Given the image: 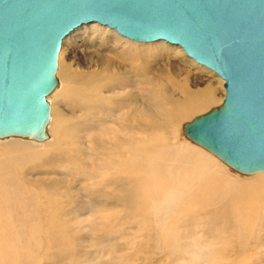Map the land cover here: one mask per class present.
Returning a JSON list of instances; mask_svg holds the SVG:
<instances>
[{"label":"bare ground","instance_id":"6f19581e","mask_svg":"<svg viewBox=\"0 0 264 264\" xmlns=\"http://www.w3.org/2000/svg\"><path fill=\"white\" fill-rule=\"evenodd\" d=\"M91 23L114 29L113 43L101 29L81 68L60 49L47 98L95 113L101 128L80 141L51 105L50 140L0 147V264H264V171L238 175L181 137L226 79L180 45L132 44L143 41ZM195 119L183 128L193 142Z\"/></svg>","mask_w":264,"mask_h":264},{"label":"water","instance_id":"95a60500","mask_svg":"<svg viewBox=\"0 0 264 264\" xmlns=\"http://www.w3.org/2000/svg\"><path fill=\"white\" fill-rule=\"evenodd\" d=\"M93 21L180 45L222 75L223 103L186 133L241 172L264 171V0H0V138L47 137L59 51Z\"/></svg>","mask_w":264,"mask_h":264},{"label":"rangeland","instance_id":"374dc122","mask_svg":"<svg viewBox=\"0 0 264 264\" xmlns=\"http://www.w3.org/2000/svg\"><path fill=\"white\" fill-rule=\"evenodd\" d=\"M101 29H104L106 33L105 32H101ZM114 32H115L114 29H112V28H110L108 26L100 25L99 23H91V24H88V25H83L80 28L76 29L73 33H71L72 35L70 34L66 38L68 42H65V43L63 42L61 51H62L64 46H65L64 49L68 48L70 50L68 55H70V56L67 55L68 57H67L66 61L68 63L73 64L74 66H78L79 68H81L83 66V63H81V62L84 61V59H85L84 56H85V53L87 52L88 48L91 47V46H93V47L94 46H98V45H100L103 42L104 38L101 41L102 33H105V34H103V36L107 40L106 42L112 44L113 43L112 42L113 39L111 37V33H114ZM91 39H92V41H91ZM125 39L130 41V43H132V44H142L143 43L145 45L154 46V45H158V44H162L163 43L162 41H158V42H137V41L131 40L129 38H125ZM164 45H166V43ZM120 46H121V44H120ZM168 48L173 49L175 47L169 46ZM171 49H166L165 50L166 51L165 54H167V53L168 54L176 53V52L172 51ZM61 51H60V53H61ZM165 54L163 53V55H165ZM148 56L151 57V54H148ZM59 58H60V55H59ZM179 58H181L180 55H179ZM183 59H187L186 56H185V58L183 57ZM78 63H80V64H78ZM196 64L193 63V65H192L193 67H191L192 68L191 70H192V72L197 73V75H200V76H205L206 75L208 77L210 76V77L216 79L217 81L221 78L214 71L210 72L211 71L210 69L208 70L207 68H204L205 69L204 70V69L197 68L198 64L197 65ZM223 82L225 83L224 80H223ZM224 83L222 85H219L218 95H219V97L221 99L216 104H214L212 107L207 108L208 109L207 111L204 110V111H202L200 113H196L194 115L195 117L193 116L189 120H186V121L183 122V124L181 126V137L184 140L189 141L191 144L196 145L197 147H199V148L203 149L204 151L208 152L213 157L218 159L227 169H230V170L236 172L238 175H252V174H242L241 172L236 171L235 169L230 167L228 164H226L223 160H221L219 157H217L216 155L211 153L209 150H207L203 146L198 145L197 143L193 142L183 132L184 131V129H183L184 125H186L187 123L193 121L198 115L205 114L208 111L212 110L215 107L220 106L223 103L222 101L224 100V98L226 96V90H225V87H224ZM202 86H204V84H200L199 85V87H202ZM49 101H51L50 104L53 107H55L57 109L59 108L60 110H63L64 113H70L69 117L67 119H65V122H63L64 125L66 126V125L69 124V128L71 129V131L75 135L82 136L80 141H84L85 140L87 143L92 144L91 140H94L95 132H97L101 128V124L98 121V118L96 117L97 115L95 113H93V112H90V111L80 112L79 109L73 110V108L75 106L74 104H71V103H69L67 101H64L61 98L59 99L55 95H53L51 97V100H49ZM58 105H60V106H58ZM77 111H79V112H77ZM76 114H80V115L78 116ZM73 117H75L74 120L72 119ZM77 131H79V132H77ZM48 140H50V134H49V137L44 140V142L43 141L41 142V140H36V139H31V138H26V137H21V136H10L8 138L7 137L6 138H0V147L3 144L7 143L8 141L9 142L10 141H19V142H23V143H32L34 145H42V144H45ZM76 142H78V144H79V139L76 140ZM79 146L81 147V150H80L81 156H83L86 159L87 162H89V160H92V156L90 155V153H87V148H84L83 145H79ZM2 153L3 152L0 151V156H3ZM58 171L59 172H56L55 174H59V175L65 176V169L64 168H63V170L61 168H58ZM211 256L213 257V255H211ZM202 260L206 264L210 263L209 260L208 261H204V259H202Z\"/></svg>","mask_w":264,"mask_h":264}]
</instances>
